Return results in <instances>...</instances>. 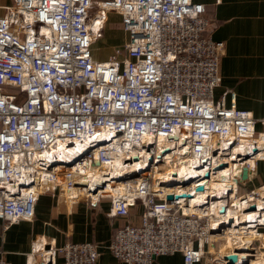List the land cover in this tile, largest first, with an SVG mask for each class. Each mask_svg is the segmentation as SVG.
Wrapping results in <instances>:
<instances>
[{
	"label": "built area",
	"instance_id": "built-area-1",
	"mask_svg": "<svg viewBox=\"0 0 264 264\" xmlns=\"http://www.w3.org/2000/svg\"><path fill=\"white\" fill-rule=\"evenodd\" d=\"M8 1L0 5V220H32L43 194L90 207L107 199L110 218L139 210L138 223L125 222L106 247L44 244L26 264H55L58 255L97 264L101 249L124 264L176 253L184 264L264 260V186L242 189L264 159L256 130L264 118L214 99L224 44L212 40L208 6ZM110 15L126 38L100 60L93 46ZM221 243L228 253L214 251Z\"/></svg>",
	"mask_w": 264,
	"mask_h": 264
},
{
	"label": "crops",
	"instance_id": "crops-1",
	"mask_svg": "<svg viewBox=\"0 0 264 264\" xmlns=\"http://www.w3.org/2000/svg\"><path fill=\"white\" fill-rule=\"evenodd\" d=\"M192 1L208 6L214 19L212 40L224 44L219 64L221 83L214 91V99L224 97L226 105L250 110L257 120L264 118V0ZM8 3V0H0V5ZM96 58L105 59L97 55ZM256 130L264 132V126L257 123ZM262 186L264 159L257 161L253 176L242 189L247 191ZM108 208L107 199L90 207L81 201L68 202L43 194L32 220L10 226L0 220V259L9 264H26L44 244L59 248L69 243L91 242L106 247L116 229L128 221L138 223L139 214V210L134 209L130 219L110 218ZM217 246L214 251L228 253L229 247L223 243ZM261 248H264L262 243ZM155 262L184 264L179 253L159 256ZM55 264H64L61 255L57 256ZM97 264L124 263L101 249Z\"/></svg>",
	"mask_w": 264,
	"mask_h": 264
},
{
	"label": "rangeland",
	"instance_id": "rangeland-1",
	"mask_svg": "<svg viewBox=\"0 0 264 264\" xmlns=\"http://www.w3.org/2000/svg\"><path fill=\"white\" fill-rule=\"evenodd\" d=\"M117 16L110 15L104 33L99 41L93 46V54L96 57L108 58L116 48H120L125 42V34L120 28Z\"/></svg>",
	"mask_w": 264,
	"mask_h": 264
},
{
	"label": "bare ground",
	"instance_id": "bare-ground-1",
	"mask_svg": "<svg viewBox=\"0 0 264 264\" xmlns=\"http://www.w3.org/2000/svg\"><path fill=\"white\" fill-rule=\"evenodd\" d=\"M219 180H217V179H213L211 182H209V183H207L208 185H209V187H211L212 189H214L215 187H217L218 185H219ZM261 210H262V212L264 213V208H261ZM228 212L230 213V214H233V215H238V213H237V210H236V208H229L228 209ZM255 212H251L250 214H254ZM261 213V212H260ZM241 218H243L244 220L243 221H245V219H249V217L248 218H244L243 216H241ZM240 219V218H239ZM247 221V220H246ZM260 237V239H261V243H262V245H264V235H262V236H259ZM260 257V258H259ZM263 253H260L259 255H258V258H257V260H251L250 261V264H264V260H263Z\"/></svg>",
	"mask_w": 264,
	"mask_h": 264
},
{
	"label": "water",
	"instance_id": "water-1",
	"mask_svg": "<svg viewBox=\"0 0 264 264\" xmlns=\"http://www.w3.org/2000/svg\"><path fill=\"white\" fill-rule=\"evenodd\" d=\"M134 159L136 160V157H135ZM222 166H223V165H222ZM222 166H221V167H222ZM221 167H220V168H221ZM206 177H208V175H206ZM196 190H197V191H202V190H203V187H202V186H199V187L196 188ZM262 198H264V195L262 196ZM254 209H255L254 206L250 207V211H251V210H254ZM225 260L228 261L227 264H233V263L236 262L237 257H236V255H228V256L225 257Z\"/></svg>",
	"mask_w": 264,
	"mask_h": 264
}]
</instances>
